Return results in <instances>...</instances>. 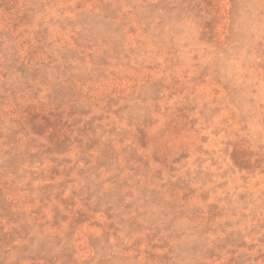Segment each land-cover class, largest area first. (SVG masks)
<instances>
[{"label":"rangeland","instance_id":"1","mask_svg":"<svg viewBox=\"0 0 264 264\" xmlns=\"http://www.w3.org/2000/svg\"><path fill=\"white\" fill-rule=\"evenodd\" d=\"M0 264H264V0H0Z\"/></svg>","mask_w":264,"mask_h":264}]
</instances>
